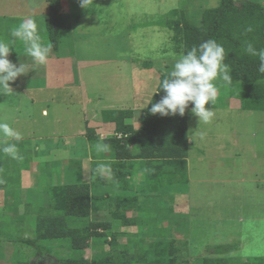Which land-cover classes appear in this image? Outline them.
Returning a JSON list of instances; mask_svg holds the SVG:
<instances>
[{
	"label": "rangeland",
	"instance_id": "rangeland-1",
	"mask_svg": "<svg viewBox=\"0 0 264 264\" xmlns=\"http://www.w3.org/2000/svg\"><path fill=\"white\" fill-rule=\"evenodd\" d=\"M250 1L264 6V0ZM219 2L93 0L83 8L80 0H71V5L62 0L59 19L64 27L59 29L57 48H52L46 66L35 64L19 41L13 45L8 58L17 66L26 65L27 74L9 82L12 91L7 94L0 90V122L9 123L23 137L9 141L17 145L22 158L13 159L0 151V264H55L58 258L79 257L67 240L41 243L34 249L18 242L13 245L7 237H31L39 214L35 211L50 206L53 187L90 182V165L106 159L107 152L96 150L101 141L87 140L86 127L101 139L113 135L102 134V112L132 110L128 124L135 129L141 125L139 112L155 94L159 74L168 73L179 59L172 49V32L157 22L169 11L183 9L196 23L203 10ZM47 12L46 0H0V39L11 40V30L31 16L49 41L44 23ZM147 63L151 69H142ZM218 88L223 102L213 109L210 124L198 123L197 117L187 113L193 140L189 182L180 186V195L170 194L169 187L160 189L163 197L167 195L163 203L173 204L175 215L170 222H154L155 215L162 217L166 210L153 207L147 220L152 227L160 223L176 228L175 238L186 242L178 256L191 264H200L205 257L225 259L227 264H264V112L240 110V100L228 98V85L220 82ZM4 143L0 140V148ZM22 167L30 168L32 177L30 187L19 191L18 182H24L19 173ZM136 172L133 189L139 188L138 177L147 175L141 167ZM92 183V193L102 198L92 201L90 221L115 224L111 215L115 193L103 199L107 188ZM116 228L120 229L117 225L113 231ZM120 231L119 252L128 249L127 240L134 241L145 230L121 227ZM90 246L82 253L87 260L109 251L100 239Z\"/></svg>",
	"mask_w": 264,
	"mask_h": 264
},
{
	"label": "trees",
	"instance_id": "trees-1",
	"mask_svg": "<svg viewBox=\"0 0 264 264\" xmlns=\"http://www.w3.org/2000/svg\"><path fill=\"white\" fill-rule=\"evenodd\" d=\"M61 1L46 0L48 12L44 16V23L53 50L57 48L59 29L64 27L59 19L63 10ZM68 15L70 9L66 16ZM157 24L172 32V49L179 58L193 46L208 39L223 44L227 53L225 63L230 66L233 80L228 86V98L240 100L239 109L242 111L264 112V74L258 72L259 59L243 51L245 44L249 42L257 49L264 48L263 5L250 0L238 4L236 0H220L217 7L203 10L196 23L185 10L174 9ZM249 27L252 31H245ZM150 67L151 64L147 63L142 69L150 70ZM166 74H159L156 91ZM163 96L161 89L150 98L151 103L148 102L139 112L141 125L137 129L126 122L134 116L132 110L104 112L102 118L105 123L113 124V134H120L119 138L107 136L101 139L94 129L86 128L88 141H101L110 146L109 154L108 151L105 154L107 158L97 165L96 162L90 165V182L82 181L77 185H60L51 189V204L46 210L42 208L37 211L40 215L36 217L31 237L25 238L21 234L16 238L8 236L7 240L13 245L18 242L34 249H39L41 243L67 240L69 249L80 253L77 258L55 259V264H191L189 260L178 256L181 247L186 245L185 241L175 238L178 230L174 227L164 228L160 223L152 227L147 220L148 213L154 207L159 212L166 210V215L162 217L155 215L154 222H170L171 215H175L174 205L167 206V203H163V198L167 195L163 197L160 189L169 187L170 194L174 192V195H180V186L189 182L187 113L191 105L184 116L151 114L149 109L152 104L159 102ZM220 100L219 95L213 109L223 102ZM101 163L110 167L111 176L98 171ZM136 163L140 165H135ZM139 167L144 168L147 175L146 178L138 177L136 184L139 188L133 189L131 183L137 178V172L134 171ZM92 182L104 187L102 190L107 188L103 199H107L110 193H115L112 201L115 210L111 213L115 224L90 221L92 201L102 198L92 193ZM23 210L27 211L26 207ZM133 211L139 217L136 214L128 216ZM141 216L145 219L141 220ZM117 225L120 229L113 231ZM0 227L3 229L1 222ZM121 227H136L145 231L137 233V241L127 240L128 249L119 252L116 249L117 238L122 236ZM168 229L171 231H167ZM99 239L109 249L108 252H103L106 256L93 254L90 260L85 259L83 251L91 248L90 244ZM2 242L0 241V248ZM224 261L225 259L205 257L200 264H227Z\"/></svg>",
	"mask_w": 264,
	"mask_h": 264
},
{
	"label": "clouds",
	"instance_id": "clouds-1",
	"mask_svg": "<svg viewBox=\"0 0 264 264\" xmlns=\"http://www.w3.org/2000/svg\"><path fill=\"white\" fill-rule=\"evenodd\" d=\"M91 4L93 0H80L83 8H88ZM245 31L251 32L252 28L249 27ZM10 34L11 40L0 39V90L6 94L12 91L9 82L15 81L20 75L27 74L26 65L19 63L17 66L8 58L17 41L24 46L25 54L31 57L35 64L42 66L48 64L49 54L53 48L52 43L45 41L42 37L38 23L31 16L21 20ZM243 51L249 56L258 57V72L264 74V48L257 49L249 42L245 44ZM226 56L223 44L214 39L203 41L198 46L187 50L160 81L157 91L162 89L164 96L159 102L152 104L149 112L161 116L177 114L184 116L191 105L190 113L198 118V123L210 124L215 117L212 106L218 100V83L222 82L230 86L233 81L230 76V66L225 63ZM0 137L5 142L0 151L13 159L22 158L17 145L9 142L20 141L22 139L20 132L9 123L0 122ZM109 148L108 144L102 142L96 144L98 152H106ZM98 171L111 176V169L106 164L101 163Z\"/></svg>",
	"mask_w": 264,
	"mask_h": 264
},
{
	"label": "crops",
	"instance_id": "crops-1",
	"mask_svg": "<svg viewBox=\"0 0 264 264\" xmlns=\"http://www.w3.org/2000/svg\"><path fill=\"white\" fill-rule=\"evenodd\" d=\"M27 18V17H26ZM36 21H37V19H35ZM235 100V99H234ZM42 113H44V111H42ZM104 112H102L101 113V122H99L100 123V129L102 130V134L104 133V131L105 132H108V135L109 134H113V132H114V126H113V124H111V123H105L103 120H102V114H103ZM131 119V118H130ZM127 123H129L128 122V120L126 121ZM91 123H93V122H91ZM87 124H89V122L87 123ZM138 124V123H137ZM87 128V127H86ZM188 130V129H187ZM86 133V132H85ZM105 134V133H104ZM103 134V135H104ZM114 135V134H113ZM113 135H110V136H113ZM117 136H120V134H117ZM107 137V136H106ZM0 140H3V139H0ZM21 140H23V137H22V139ZM193 140H192V138L191 137H189V134H188V144L191 146V145H193ZM189 158H191V156L189 155V157L187 158V168H188V163H189ZM35 166V165H34ZM34 166H32V167H34ZM1 167V166H0ZM22 171H19V173H20V178L22 179L23 177H24V182H28V184H24V182H21V181H19L18 183V187H19V191H23V188L25 187H30V185H31V182H29V175H30V177H32L31 176V170H30V168L29 169H27V168H24V167H22ZM21 170V169H20ZM26 171H28V172H26ZM27 173H28V176H26L27 175ZM55 187H57V186H55ZM51 191V190H50ZM182 196V195H181ZM2 203H1V201H0V207L1 208H3V205H1ZM42 208H44V207H39V209H42ZM38 210H36L35 212H37Z\"/></svg>",
	"mask_w": 264,
	"mask_h": 264
}]
</instances>
